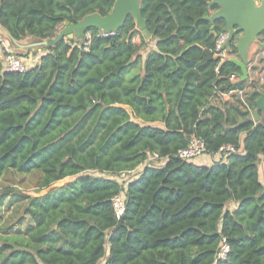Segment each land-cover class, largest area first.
<instances>
[{"label": "trees", "instance_id": "trees-1", "mask_svg": "<svg viewBox=\"0 0 264 264\" xmlns=\"http://www.w3.org/2000/svg\"><path fill=\"white\" fill-rule=\"evenodd\" d=\"M114 2L0 0V27L46 39ZM208 2L141 0L151 42L130 16L115 34L92 29L85 46L49 47L27 70L0 60V180L41 173L34 195L0 191V206L25 200L0 229V264H264V118H250L264 84L240 81V67L215 56L224 22L214 33ZM246 87L244 99L223 97ZM193 134L208 152L238 150L211 165L181 158ZM152 156L164 163L121 182Z\"/></svg>", "mask_w": 264, "mask_h": 264}, {"label": "water", "instance_id": "water-1", "mask_svg": "<svg viewBox=\"0 0 264 264\" xmlns=\"http://www.w3.org/2000/svg\"><path fill=\"white\" fill-rule=\"evenodd\" d=\"M208 4L213 12L206 19L211 23L214 33H216V22H224L222 31L228 33V38L223 48L231 49V45L235 44L237 53L228 60L240 67V81L248 80L252 62L251 46L257 42L259 48L264 49V42L258 40V36L264 32V0H209ZM130 16L136 20L137 27L146 40L151 42L154 37L147 28L141 0H115L112 10L106 15L93 12L73 22L65 20L64 28L54 37L46 39L30 37L24 41H17L4 28L0 27V30L18 54L23 56L31 52L44 54L49 47H54L64 40H78L80 45H84L87 32L92 29H97L104 35L115 34ZM260 112H263V115H260ZM250 118L255 121L264 118V91H261L256 99V108Z\"/></svg>", "mask_w": 264, "mask_h": 264}, {"label": "built area", "instance_id": "built-area-1", "mask_svg": "<svg viewBox=\"0 0 264 264\" xmlns=\"http://www.w3.org/2000/svg\"><path fill=\"white\" fill-rule=\"evenodd\" d=\"M91 37H92L91 31L87 32V39L84 43V46L89 43V41L91 40ZM227 38H228V33L224 31H220L216 36V45H215L214 53H215V56L221 59V61H224L230 58L231 56H235L231 52V49L223 48V45L225 44ZM41 55L42 53L34 54L32 52L25 56L18 54L15 51L14 47L11 45L8 38L0 30V60L3 63L4 71L20 72V71L27 70L39 63ZM216 70L218 71V67ZM237 78L238 77L236 75L231 76L232 80H236ZM248 89L249 87L242 88V89H236L226 94H231V93L236 92L238 95H240L242 99H244L246 95L245 93L247 92ZM237 150L238 148L234 144H225L221 146L217 152H208L204 141L200 137L193 134L190 136L186 147L180 149L178 154L181 158L189 159V160H195V159L202 158V157H208L209 159L212 160V164H213L214 162H227L229 155L231 153L237 152ZM135 170L136 169L120 172L121 182H124L130 179V177L135 176L136 175ZM112 201H113V206L117 213V216L118 217L121 216L124 213L125 203H126L125 202L126 196L124 192L114 196ZM229 250H230V246L225 241L222 244L221 250L219 252V258H225Z\"/></svg>", "mask_w": 264, "mask_h": 264}, {"label": "rangeland", "instance_id": "rangeland-1", "mask_svg": "<svg viewBox=\"0 0 264 264\" xmlns=\"http://www.w3.org/2000/svg\"><path fill=\"white\" fill-rule=\"evenodd\" d=\"M63 26H61V29ZM143 34V33H142ZM135 43L140 44L142 43V39L140 35H137L134 39ZM151 48V45L149 44V47H145L141 52V56L143 60L146 57V53L148 52V49ZM257 50L258 46L256 44H253L250 49V58L257 61V64L259 66V76L264 75L263 69H264V62H261L262 56H264V52H260V58L257 57ZM263 72V73H262ZM264 78V76H263ZM263 78L261 77L259 79L260 83H264ZM236 101V98H234ZM157 164L158 160L155 157H150L147 162L140 165L138 168H136L135 176H137L143 169V167L146 164ZM93 174H99V173H93ZM106 175V174H104ZM115 177V176H114ZM116 178V177H115ZM40 179H41V173L39 172H32L29 174H22L17 173L14 171H8L4 177L0 180V191L4 188H13L16 192H14L17 195L21 194H36L39 191L40 186ZM12 195L11 197L7 198L4 201V204L0 206V229L2 226L6 224H10L12 222H17V218L21 215L25 200H22L20 196ZM233 206L234 204H230V206Z\"/></svg>", "mask_w": 264, "mask_h": 264}, {"label": "crops", "instance_id": "crops-1", "mask_svg": "<svg viewBox=\"0 0 264 264\" xmlns=\"http://www.w3.org/2000/svg\"><path fill=\"white\" fill-rule=\"evenodd\" d=\"M250 67H251V71H250V78L248 79V81L250 82V81L255 80L259 84H262V83L259 82V79L261 77L263 78L264 75H260L259 76V72H258L259 66L257 64V61L253 60V62H252ZM263 81H264V79H263ZM223 97H224L225 100H229L230 102H234L235 101L234 98L237 99V97H235V95H233V93L225 94V95H223ZM192 161H194V162H196L198 164H202V165H211L212 164V160L209 159L208 157H202V158H198V159H195V160H192ZM163 163H164V159H160L159 162H158V164H163ZM260 172H261V174L264 173V157H262L261 162H260Z\"/></svg>", "mask_w": 264, "mask_h": 264}, {"label": "flooded vegetation", "instance_id": "flooded-vegetation-1", "mask_svg": "<svg viewBox=\"0 0 264 264\" xmlns=\"http://www.w3.org/2000/svg\"><path fill=\"white\" fill-rule=\"evenodd\" d=\"M63 28H64V26H63ZM258 40L261 41V42H264V32L258 36ZM254 44H256V45L258 46L257 57L260 58V55H261L260 52H264V49L259 48V44H258L257 42L254 43ZM251 47H252V46H251ZM234 55H236V54H234ZM260 61H261V62H264V56H262V58H261ZM252 62H253V60H252ZM252 62H251V64H252ZM250 66H251V65H250ZM250 69H251V67H250ZM250 71H251V70H250ZM263 72H264V69H263ZM263 72H262V73H263ZM263 79H264V78H263ZM262 84H264V83H262ZM252 112H253V111H252ZM252 112H251V115H252Z\"/></svg>", "mask_w": 264, "mask_h": 264}]
</instances>
